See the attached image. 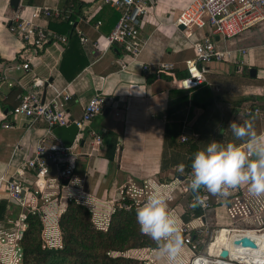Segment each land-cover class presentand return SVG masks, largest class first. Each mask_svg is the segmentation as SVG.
<instances>
[{"label":"crops","instance_id":"crops-1","mask_svg":"<svg viewBox=\"0 0 264 264\" xmlns=\"http://www.w3.org/2000/svg\"><path fill=\"white\" fill-rule=\"evenodd\" d=\"M82 1L84 5L73 24L75 35L67 43H48L43 51L33 54L21 35L11 32L10 22L20 13L41 27L68 35L64 24L52 25L49 18L38 12L39 7L45 5L63 9L65 0H22L17 11L10 0H0V108L6 113L5 120L14 123L12 128L0 124V178L17 175L33 180L35 177L34 171L24 163L33 155L40 137L45 135L46 126L42 121L31 124L29 117L13 116L9 111L36 76L46 81L42 88L43 99L53 97L56 89L65 88L70 93L67 109L76 121L82 118L85 105L95 93L109 99L105 109L81 131L87 136L83 144L81 140L85 136L78 134L74 183L67 188L63 182L51 181L48 200L44 193L32 198L31 205L44 215L48 225L55 220L58 223L68 202L75 200L88 206L93 219L106 226L120 207L123 194L133 199L129 194L133 187L144 185L150 192L153 185L169 188L174 197L169 201V208L180 224H198L200 220H193L187 210L188 199L181 201L182 195L188 192L181 190L178 183L191 168L195 153L205 149L212 140L225 145L233 141L229 125L234 120L240 124L253 121L258 132L264 129V117L252 111L256 107L264 110V21L259 23L263 24L260 25V41L243 32L231 37L232 40L221 39L209 26L188 35L175 21L191 0H152L141 26L145 43L132 55L126 53L120 43L107 46L106 36L116 25L120 10L105 0ZM85 8L97 9L92 21L81 19ZM97 20L101 21L99 27L95 26ZM75 26L87 33L86 44L80 42ZM202 35L211 37L218 47L237 50L238 55L228 61L212 60L205 64L209 83L194 89L177 87L169 73L159 68L160 63L172 62L173 72L181 77L186 73V59L195 55L193 42ZM95 41L98 50L94 47ZM242 48L246 50L244 53L239 52ZM27 56L31 60L30 68H18V64L27 61ZM252 67L257 69L256 76L250 74ZM92 131L101 134L102 144L94 141ZM183 132L189 136L186 141L181 139ZM111 137L116 144L112 160L107 156L106 144ZM181 163L185 165L183 173L177 168ZM52 174L55 175V170ZM4 179H0V199L9 202L0 227L9 230L16 226L15 219L31 209L11 201ZM242 189L247 191V187ZM208 194L213 206L207 219L215 229L221 226L234 231L259 225L256 220L252 223L238 216L230 223L228 205L232 195L223 198ZM146 197V194L137 196L143 202ZM202 213V209L196 207L195 214L201 216ZM134 249L149 254L155 264H164L158 257L157 246ZM191 255L189 247L184 245L185 262Z\"/></svg>","mask_w":264,"mask_h":264},{"label":"built area","instance_id":"built-area-1","mask_svg":"<svg viewBox=\"0 0 264 264\" xmlns=\"http://www.w3.org/2000/svg\"><path fill=\"white\" fill-rule=\"evenodd\" d=\"M105 2L114 5L121 13L116 25L106 36L107 46L110 47L116 43H120L126 53L136 55L145 43V40L141 37V26L144 17L149 13V6L152 0H105ZM38 12L47 18L70 19L73 10L71 8L65 10L51 8L45 5L39 7ZM96 12L97 9L95 8H85L80 17L82 20L89 22L93 20ZM263 21L264 0H191L179 13L175 23L178 26L180 24L184 25V30L187 31L188 35H191L195 29L201 30L209 26L212 32L221 39H228L239 35ZM100 24L101 21L97 20L95 26L99 27ZM9 28L11 32L21 35L24 41L30 45L29 47H31L33 54H38L43 51L48 43H67L69 41V35L41 27L33 19L26 18L20 13L16 14L12 19ZM75 32L82 44H86L89 41L87 33L80 27L75 26ZM94 47L96 50L100 49L96 41L94 42ZM193 47L195 55L186 59V74L184 76L177 77L173 74L174 65L172 62H162L159 66V68L169 73V77L177 87L183 89H194L205 83H209L206 75L208 69L205 64L212 60L228 61L238 55L237 50L231 47H218L215 41L206 35H202L195 40ZM245 51L244 48L239 50L241 53ZM26 58L27 61L18 64V68L20 66L24 69L30 68V57L28 58L27 56ZM1 66L2 64L0 63V69ZM1 79L2 75L0 74V81ZM45 84L46 81L44 79L36 76L33 77L25 91L18 95L17 104L9 111L13 116L22 114L29 117L31 124L42 121L46 126L45 135L40 137L33 155L24 163L26 168L34 171L35 177L33 180H26L17 175L6 179L4 177L0 178L2 181L4 179L10 197L17 200L22 208H30L33 213L39 214L43 220L45 219L44 215L35 206L31 205L32 198L37 193H44L45 200H48L46 195L50 194L47 192V189L52 186L51 181L63 182V186H67V188L71 183H74L76 158L79 154L76 142L78 140V134L81 133L82 137L85 136L83 139L87 138L84 132L81 131L109 103L107 97L101 93H95L85 105L82 118L79 121L75 120L79 127V132L74 142L72 145L66 146L54 135L53 128L57 125H68L72 122L71 114L67 109V101L71 95L65 88L56 89L54 96L45 100L42 97V88ZM216 89L218 90L219 88L216 87ZM252 111L264 117V110L256 107ZM248 112H251V110H248ZM5 117L6 113L0 108V119H2L0 124L6 128L14 127L13 121L5 120ZM262 132H264V129ZM91 135L96 143L102 144L103 137L100 133L92 131ZM181 139L183 141L188 140V134L183 132ZM54 170L55 175L52 174ZM190 174L191 168L184 172V179H178V183L180 184L181 190L191 195L186 204L189 214L194 218L193 220L199 219L200 222L196 225L190 222H182L180 224L184 245L188 246L192 252L191 259L189 258L185 264H199L200 261L208 262V264H264V248L262 249L260 247V242H258V247L256 248L234 245L232 243V239L243 236L256 239L249 231L264 234V220H262L264 200L253 197L248 191L242 188H239L237 192H235L237 189L234 190L231 194L232 198H230L231 203L228 205L230 223L235 222L234 220L238 216L240 219H249L252 223L257 221L259 225L239 228L234 231L221 226L215 229L213 224L207 219L208 211L213 206L212 199L203 188L199 190L198 194H195L191 190L189 185ZM149 192L150 190H147L145 185L140 187L134 186L132 192L129 193L133 198L132 202H126V195L123 194L119 206L126 209H131L132 207L137 209L143 202L137 196H141V194L148 196L150 194ZM196 207L202 209L203 213L201 216L195 214ZM26 217V213L21 214L15 223L16 226L9 230L0 227L1 256L8 255V252H5L4 248L11 249L14 252L13 256L15 255V262L7 264H20L21 260L23 263L21 239L26 228ZM10 222L13 221L10 220ZM107 226L108 224L101 227L104 229ZM223 229H226L231 235L230 242L236 250L240 249L239 257L233 256L232 251L224 245L217 247L215 252L210 251V244ZM225 248L229 250L227 257L221 256V252ZM21 254L22 259L20 260ZM10 260H14V257Z\"/></svg>","mask_w":264,"mask_h":264},{"label":"clouds","instance_id":"clouds-1","mask_svg":"<svg viewBox=\"0 0 264 264\" xmlns=\"http://www.w3.org/2000/svg\"><path fill=\"white\" fill-rule=\"evenodd\" d=\"M234 137L226 145L212 140L195 153L191 164L190 188L227 198L237 188L247 187L255 198L264 197V132H258L253 121L229 125ZM239 141L240 143H237ZM183 173L185 165L177 166ZM174 199L165 186H152L150 194L136 209L141 234L157 245L158 257L164 264H185L184 240L180 220L169 208Z\"/></svg>","mask_w":264,"mask_h":264},{"label":"trees","instance_id":"trees-1","mask_svg":"<svg viewBox=\"0 0 264 264\" xmlns=\"http://www.w3.org/2000/svg\"><path fill=\"white\" fill-rule=\"evenodd\" d=\"M83 5L82 0H65L63 9L73 10L70 19L64 18L60 21L51 17V24H64L66 31H69V38L73 37V24L77 21ZM173 74L176 76L175 72ZM106 144L107 156L112 160L116 144L112 142V137ZM190 196V193H184L181 201H187ZM125 201L132 202V199L126 195ZM8 202L7 199H0V221L6 216ZM25 223L26 228L21 239L23 264H155L146 259L121 254L134 248L157 246L153 240L141 234L135 207H117L107 228L103 229L94 223L93 212L88 206L75 200L69 201L58 220L62 241L60 247L45 244L42 238L44 224L39 214L29 211Z\"/></svg>","mask_w":264,"mask_h":264},{"label":"rangeland","instance_id":"rangeland-1","mask_svg":"<svg viewBox=\"0 0 264 264\" xmlns=\"http://www.w3.org/2000/svg\"><path fill=\"white\" fill-rule=\"evenodd\" d=\"M263 24H260V25H263ZM260 25L257 24L256 26H253L252 28L245 30L243 33L244 34L245 33L246 34H249V36L253 40H254V38L255 39L257 38L260 41L261 40V37H262L261 31H260L261 30V26ZM233 38H231V40ZM14 212H17V210H14ZM17 220L18 219H15L14 221L16 222ZM42 221H43V224H44V229H43V232H42V238L44 239L45 244L47 245L48 243H50V244H48L50 246H60L62 244V241H61V233H60L61 231H60L59 224L57 223V221L56 220L54 222L52 221V224L50 223L49 225H48V222L47 221H44L43 219H42ZM93 221L96 224V226L99 227V228H102L101 226H104L103 224H101V221H96L95 219H93ZM9 226L12 227L13 224H9ZM57 230H58V232H57ZM4 251L5 252L7 251L8 252V255H4L2 257L1 254H0V258H1L0 263H2V264L14 263L15 262V255L13 256V253L14 252H12L11 249H5V248H4ZM113 254H120V252H113ZM121 254L126 255V256L138 257L140 259H146L149 262L154 263L149 258V254H147L145 252H142L139 249H137V250L136 249H134V250H128V251L122 252ZM13 257H14V260H10ZM191 257H192V255L190 256V259H191ZM21 259H22V254L20 255V260ZM20 264H23L22 263V260H21Z\"/></svg>","mask_w":264,"mask_h":264},{"label":"water","instance_id":"water-1","mask_svg":"<svg viewBox=\"0 0 264 264\" xmlns=\"http://www.w3.org/2000/svg\"><path fill=\"white\" fill-rule=\"evenodd\" d=\"M22 0H10L11 6L14 8V10H18L20 5H21ZM179 27L181 29L184 28V25L180 24ZM250 74L252 76L257 75V69L255 67L250 68ZM71 123L68 125H57L53 128V133L54 135L60 139L66 146L72 145L74 142L78 132H79V127L74 120V118L71 117ZM81 143H84V139L81 140ZM180 179H184V176L182 175ZM198 192H195V194H198ZM11 201L18 203L17 200L11 197ZM232 243L234 245H241V246H249L252 248L258 247V241L254 238H251L249 236H243L241 238H235L232 239ZM229 255V250L227 248L223 249L221 252V256L227 257Z\"/></svg>","mask_w":264,"mask_h":264},{"label":"bare ground","instance_id":"bare-ground-1","mask_svg":"<svg viewBox=\"0 0 264 264\" xmlns=\"http://www.w3.org/2000/svg\"><path fill=\"white\" fill-rule=\"evenodd\" d=\"M250 234H252L258 242L261 243L260 247L264 248V234H261L259 232L255 231H249ZM230 234L226 229H223L220 231V233L217 235L215 240L210 244V251L215 252L217 247H220L221 245H224L228 247L232 251V255L239 257L240 255V249H237L231 244L230 242ZM252 262V260H250ZM199 264H208V262H202L200 261Z\"/></svg>","mask_w":264,"mask_h":264}]
</instances>
